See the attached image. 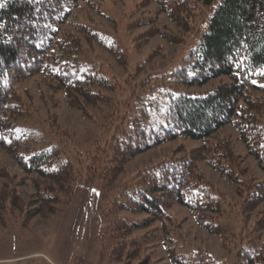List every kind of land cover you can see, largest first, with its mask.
<instances>
[{
  "label": "trees",
  "instance_id": "obj_1",
  "mask_svg": "<svg viewBox=\"0 0 264 264\" xmlns=\"http://www.w3.org/2000/svg\"><path fill=\"white\" fill-rule=\"evenodd\" d=\"M74 1L0 0V148L6 152L18 148L28 130L18 123L23 112L16 84L21 79L45 74L55 80L70 101H81L82 104L73 102L80 109L90 101L94 104L95 100H102L100 93L92 91L93 87L110 90L107 80L88 76L78 63V38H59L67 16L65 7ZM196 1L207 9L205 27L172 78L183 86L204 85L220 77L229 82L204 93L171 86L153 96L147 89L140 96V111L134 106L133 113L127 112L129 104L116 101L111 95L116 115L111 122V139L105 142L103 164L96 166L92 160L85 167H77L60 148L47 144L19 161L24 171L49 182L37 185L33 208L22 211L26 204L15 191L11 194L13 181L6 178L9 182L0 185V211L10 207L20 211L22 217L28 213L30 219L49 218L65 211L76 189L84 186L98 190L97 213L103 226L102 236H106L102 256L108 264L130 262L151 242L153 246L162 244L172 263H205L203 258L208 257H202L203 253L197 252L196 260H191L178 252L169 212L174 204L195 212L197 223L220 235L225 244L233 221L228 225L223 222V212H217L223 198L198 179L192 159L168 161L170 165L166 161L146 169L137 183L126 179L117 184L120 186L115 185L126 164L138 154L178 138L206 140L227 125H235L248 152L264 170L263 108L247 97L251 85L264 78V0ZM184 2L179 6L181 11ZM159 3L162 4L161 0ZM83 34L91 37L88 31ZM112 86L111 83L110 91L114 94L119 87ZM86 156L82 151L79 158L86 160ZM223 173L234 182L239 179V172ZM190 187L198 190L200 197L187 193ZM243 188L247 197H242L239 206L244 218L248 216L245 220L257 210L248 232L264 231V210L257 209L264 200V182L244 181ZM59 204L65 206L60 208ZM127 213L144 217L133 219ZM138 230L147 232L141 236L136 233ZM258 241L240 248L231 264H264V242Z\"/></svg>",
  "mask_w": 264,
  "mask_h": 264
},
{
  "label": "rangeland",
  "instance_id": "obj_2",
  "mask_svg": "<svg viewBox=\"0 0 264 264\" xmlns=\"http://www.w3.org/2000/svg\"><path fill=\"white\" fill-rule=\"evenodd\" d=\"M161 2L76 0L65 7L67 16L62 22L59 38H78L79 49L75 50V57L82 69L88 76L107 80L110 90L111 83L114 89H119L111 94L110 90L93 87L92 91L100 93L102 100H95L94 104L90 101L86 108L83 105L84 109H80L75 107V103L82 102L78 99L70 101L55 80L45 74H34L17 82L19 106L23 112L18 123L28 130L24 132L26 137L21 138L18 148L7 152L0 148V185L9 182L6 178H12L14 186L9 190L11 194L15 191L25 202L23 212L33 208L37 185L49 182L24 171L19 162L21 158L26 159L47 144H54L77 167H85L92 160L96 166L103 164L107 151L105 142L111 139V122L116 115V106H111V95H114V100L129 104L127 112L133 113V107H139L142 103L140 96L147 89L153 96L171 86L186 92L204 93L229 82L228 78L220 77L204 85L183 86L172 78L198 43L205 27L207 9L196 0H185L182 11L179 6L183 0ZM87 31L91 37H83ZM247 97L262 104L261 115L264 116V78L251 85ZM82 151L87 155L86 160L79 158ZM186 159L193 160L198 179L223 198L217 211L223 212V222L227 225L233 222L232 228L227 226L229 231L223 245L220 235L197 223L195 212L174 204L169 212L176 248L181 256L191 257V260H196L197 252L203 253L202 257H208L203 258L206 260L203 264L210 261L212 264H231L240 248L253 240L264 242V231L248 232L254 224L257 210L245 220L248 216L244 218L239 206L242 197H247L244 181L264 182V170L248 152L235 125L220 128L206 140L178 138L138 154L126 164L115 185L120 186L117 184L126 179L129 183H137L139 175L152 166L166 161L170 165L175 160ZM226 171L239 172L237 182L228 179L223 173ZM79 188L84 186H79L76 191ZM93 191L97 196L95 205L93 202L91 209H79L77 213L72 211L74 206H79L74 198L65 211L49 218L36 216L30 219L28 213L24 218L20 211L10 207L0 211V264H79L80 261L108 264L102 256L106 236H102L103 226L97 213L98 190ZM187 193L200 197L199 191L192 187ZM259 204L257 209L264 210V200ZM64 206L59 204L60 208ZM126 215L133 219L144 217L141 214ZM156 226L160 224L156 223ZM145 232L138 230L136 233L142 236ZM148 245L125 263L175 264L167 259L162 244L153 246L151 242Z\"/></svg>",
  "mask_w": 264,
  "mask_h": 264
},
{
  "label": "crops",
  "instance_id": "obj_3",
  "mask_svg": "<svg viewBox=\"0 0 264 264\" xmlns=\"http://www.w3.org/2000/svg\"><path fill=\"white\" fill-rule=\"evenodd\" d=\"M95 197L96 196V192L93 191V189L91 188H79L74 196L75 202H79V206H74L72 208L73 212H76L80 209V210H84V209H91V205L92 203L95 201ZM90 202V203H88ZM96 202H94L95 205ZM88 206V208H87ZM85 261H80L79 264H84ZM87 263V262H85ZM75 264V262L73 263ZM88 264V263H87Z\"/></svg>",
  "mask_w": 264,
  "mask_h": 264
}]
</instances>
